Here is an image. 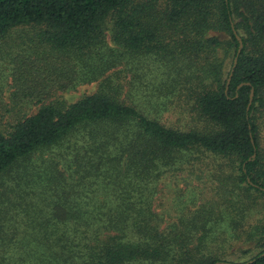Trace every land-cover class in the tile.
Returning <instances> with one entry per match:
<instances>
[{"label":"trees","instance_id":"obj_1","mask_svg":"<svg viewBox=\"0 0 264 264\" xmlns=\"http://www.w3.org/2000/svg\"><path fill=\"white\" fill-rule=\"evenodd\" d=\"M159 1L0 0V40L33 29L29 50L8 42L3 49L10 52L12 66L6 83H0V181L20 162L61 144L78 129L103 128L91 133L89 149L71 150L77 170L70 178L46 175L52 185L36 195L24 189H34L31 184L38 189L29 173L11 171L0 183L2 241L17 216L9 218L16 202L32 203L29 195L41 201L28 221L32 249L12 263L264 264V224L246 230L244 221L233 216L230 223L243 231H234V238L250 242L243 252L249 257L226 260L205 254L206 237L194 239V222L164 224L146 198L164 169L194 150L219 158L223 169L232 171L230 185H222L219 195L228 199L227 209L230 203L239 206L246 218L254 208L261 210V197L264 205V155L254 119L264 109V0ZM109 19L113 47L107 43ZM31 46L37 50L26 52ZM153 56L160 60L159 82L195 114L201 128L172 129L144 114L151 103L150 84L141 83L132 69L137 59ZM122 71L131 75L121 78ZM91 83H97L94 93L71 104L61 100L62 93ZM139 86L141 100L135 94ZM25 105L36 112L20 115L19 106ZM57 167L51 170L59 173ZM96 179L110 200L102 196L98 201L99 189H81ZM213 211L208 207L199 214L202 231Z\"/></svg>","mask_w":264,"mask_h":264},{"label":"rangeland","instance_id":"obj_2","mask_svg":"<svg viewBox=\"0 0 264 264\" xmlns=\"http://www.w3.org/2000/svg\"><path fill=\"white\" fill-rule=\"evenodd\" d=\"M134 3H143L145 0H133ZM159 1V0H158ZM160 2V1H159ZM110 19L107 21V43L110 47L114 45L110 41L109 28L111 27ZM32 30L30 28H22L16 32L11 33V35L3 40H0V83L5 84L6 79L11 71V56L10 52L3 50L6 47V43H10L15 49L19 50H29L27 40L28 37L33 36ZM18 44V48H16ZM31 51L35 52V46H31ZM15 53V52H14ZM13 53V54H14ZM160 60L153 57H145V60L137 59L135 68H133V73L135 77L142 79L141 83L146 81L149 82V95L150 102L147 104L144 114L155 121L160 122L162 125L172 128L187 130L189 128H201V122H198L195 114L191 112L190 109L181 101L180 103L176 100L177 97L173 93L170 87L160 83V72L159 64ZM228 64V63H227ZM125 71H122L120 77L130 76ZM140 83V84H141ZM158 85V87H156ZM97 89V83L83 84L77 86L75 89L62 93L61 100L66 104H71L81 98L83 95L92 94ZM152 89V90H151ZM137 91V92H136ZM143 91V92H142ZM5 96H8L7 88L4 87ZM144 90L140 86L135 89V94L137 95V100L143 98ZM175 93L178 95L175 91ZM161 98L158 100L159 96ZM179 103V104H177ZM37 108L33 105L19 106L20 115H31L35 113ZM254 115V119L259 129V142L264 155V109L258 111ZM101 126H86L78 129L75 133L69 136L61 144L50 148L48 150H43L35 155L31 156L24 162H20L18 166L13 168L11 171L17 172L19 170L21 174L27 175L28 178L32 177L33 180L38 181L39 185L31 184L34 189L28 190L30 194L34 192V195L41 192L44 185H52L49 183L48 177L46 175H52V173L58 177L64 174V178H69L77 170L76 165L70 158V152L75 147L84 146L89 149V142L87 141L93 131H102ZM88 145V146H87ZM55 163L58 164L57 170H51V166ZM70 164L71 169L67 166ZM176 165L164 169L163 174L160 176L156 184L150 185L146 191L147 201L150 203L152 211L157 215L164 224L179 223L180 226H189V224H195V229L192 230L194 239L205 235L206 237V249L205 254L213 256H220L223 259L231 261H244L249 256L244 255V251L250 247V242H247L243 237H237L238 234H242L241 228L234 227V221H244V229H248L249 226H254L264 224V205L263 199L261 197V210L256 207L248 214V217L242 218L239 206L233 207V204H229V208H226V200L219 199L220 188L222 185L229 184V177L232 173L230 169H223L224 162L219 158L211 155L202 154L198 151L192 150L191 152H186L178 155L176 160ZM177 168V169H176ZM263 170L264 168H260ZM223 170V171H222ZM10 171V173H11ZM53 171V172H52ZM8 174L2 181L6 182L11 177ZM75 178V177H74ZM92 179H89L92 182ZM93 184L84 183L81 189L85 192L96 188L99 189L94 195L95 198L100 201L104 197L102 193L103 184L101 179L93 180ZM90 187V188H89ZM105 188V187H104ZM103 196V197H102ZM102 197V198H101ZM136 197V194H135ZM32 203L27 201L26 203L16 202L15 207H13L11 212V219L13 215L17 213L15 220H12L7 224L6 237H2L4 241L0 238V264H14L17 262L18 255L22 251L32 249V246L27 244V239L29 235H33V225H30L28 221L35 217L38 213L39 204L41 201L33 199L32 195H29ZM18 200V199H17ZM104 200H110L105 198ZM122 198L121 201H123ZM135 201V198L133 199ZM29 204V205H26ZM219 204V205H218ZM5 207V206H2ZM213 207L214 215L210 216L207 220L208 225L206 229L202 231L199 226V214L205 208ZM10 209V206L2 209L4 212ZM234 209V210H233ZM235 216L234 221L230 223V220ZM236 233H233V232ZM36 234V233H35ZM27 237V239H26ZM16 259V260H15ZM14 261V263H12Z\"/></svg>","mask_w":264,"mask_h":264},{"label":"water","instance_id":"obj_3","mask_svg":"<svg viewBox=\"0 0 264 264\" xmlns=\"http://www.w3.org/2000/svg\"><path fill=\"white\" fill-rule=\"evenodd\" d=\"M237 40H238V42H239V49H238V51H237V55H239L240 50H241V48H242V41H241V39H240L239 37H237ZM235 64H236V58H235V60H234V66H235ZM230 78H231V74H230V76H229V78H228V80H227V85H228L229 82H230ZM252 96H253V91L251 90L248 106L250 105V103H251V101H252ZM253 157H254V156H253Z\"/></svg>","mask_w":264,"mask_h":264}]
</instances>
